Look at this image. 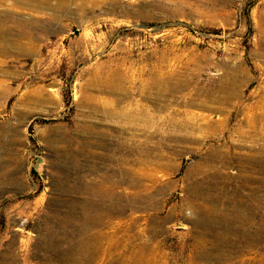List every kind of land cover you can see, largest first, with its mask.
<instances>
[{"label":"rangeland","instance_id":"1","mask_svg":"<svg viewBox=\"0 0 264 264\" xmlns=\"http://www.w3.org/2000/svg\"><path fill=\"white\" fill-rule=\"evenodd\" d=\"M0 4L19 10L13 0ZM99 4L81 22L65 14L47 21L49 12H40L31 51L10 44L0 51V264H137L130 254L138 243L154 248L142 251L150 264H264V162L260 175L252 161L201 160L209 144L230 149L229 157L264 158V0ZM152 76L168 78L164 97L141 92ZM108 78L126 94L120 101L94 84ZM87 95L155 117L209 122L213 135L205 131L202 146L167 137L157 144L160 136L123 130L91 111L81 103ZM132 131L144 146L110 149L113 136ZM117 178L123 184L107 197L98 180ZM81 215L96 223L82 227ZM122 228L129 229L125 254ZM108 236L110 252H82V243L106 248Z\"/></svg>","mask_w":264,"mask_h":264},{"label":"bare ground","instance_id":"2","mask_svg":"<svg viewBox=\"0 0 264 264\" xmlns=\"http://www.w3.org/2000/svg\"><path fill=\"white\" fill-rule=\"evenodd\" d=\"M99 2H101V0H13V5L16 6L17 8H19V10H17L16 12H13V8L12 7H5L2 8L1 4H0V51H8L7 46L8 44L11 45L12 48L17 49L19 51H31V49L33 48L32 45V40H33V36H34V27L35 24L37 22V20L34 18L37 15H40V12H46L48 11L49 13H47L44 18H46L47 21H55L59 18H61L62 15H67L69 17L72 18V20L74 22H81L82 20L90 17H94V12L96 7H98L100 4ZM21 13V14H19ZM27 13L29 15H31V17H27L24 14ZM41 49V48H40ZM46 59V58H45ZM46 63V62H45ZM44 72V71H43ZM48 73V72H47ZM115 75V74H114ZM117 75V73H116ZM118 80H119V76L117 75ZM111 78L105 79V80H101L98 82H95L94 84H102L104 89L106 88L107 90L111 91L113 94H115L116 100L120 101L122 98H124L126 96V94L123 92V89L121 88L120 83H117L114 87L111 84L110 80ZM167 83H168V78L167 77H160V76H152L150 83L147 85L146 88H143V90L141 91L142 93H146L148 95H153L155 97H164L165 94H167L168 92V87H167ZM176 89V88H175ZM174 90V88H172V91ZM209 90V89H208ZM202 90L204 91L207 95L210 94V90ZM208 91V92H207ZM228 95V94H227ZM27 99V98H26ZM26 101V100H25ZM23 102V101H22ZM81 103L88 107L91 111H95L97 113H100L104 120H106L107 122H111L114 123L116 125H119L122 127L123 130H133V129H140L141 134L147 138H152L153 136H160V139L157 141V144H161L163 141V138L165 139L167 138H174V139H179L183 140V141H188V142H195L197 144H199L200 146H202V141L205 137L202 136V134L206 131V134H209V136L213 135L212 131H207L209 129V122H206V126L205 123L203 125H194V123H192L189 120H185L184 122L182 120H176L175 118H168V117H155L150 115L147 111H144L141 108H135L133 110H124L123 107H121L120 105L116 104L114 105L113 102H106L103 100H99L93 96H85L83 98V100L81 101ZM163 126H166V128H164ZM90 127V126H89ZM91 128V127H90ZM93 129V128H91ZM90 131L89 128H87L86 133H88ZM99 131V130H98ZM100 136L102 137V139H104L103 137L107 135V133L105 131L100 132ZM129 133V137L123 138L120 136H113L114 139H111L114 142V146L116 148H114V146L112 148H110L111 150H116L118 147H127L130 151H134L136 148L140 149L141 145L143 144V146L146 144L145 142H139L136 140V136L138 135V133L132 131V132H128ZM199 133V134H198ZM94 134V133H93ZM92 134V135H93ZM86 135V134H84ZM89 135V134H87ZM96 135V134H95ZM86 137V136H85ZM90 137V136H89ZM99 140V139H97ZM148 140V139H147ZM74 143V142H73ZM83 144V143H82ZM87 145V143H85ZM89 146H93V142H89L88 143ZM96 146V145H94ZM93 146V147H94ZM74 147V146H73ZM156 147V146H155ZM77 148V147H76ZM79 148V147H78ZM157 148V147H156ZM67 150V149H66ZM73 150V149H72ZM79 150V149H78ZM84 150V149H83ZM82 150V151H83ZM229 150L230 149H224V146L220 145V144H209L208 146V152L206 154H204L201 157L202 162L205 161V159H209V160H214L216 158H219L221 160V162L223 164H227L226 161H228V159L232 158H237L239 159L241 162H247L249 163L250 161H252L251 163L258 164V169L257 172L261 175V171L262 170V165L264 162V158L261 156V154L259 153L258 156H254L253 159H251L248 156H245L243 154H238V153H234L232 154L233 156H228L229 155ZM64 151V150H63ZM81 151V152H82ZM84 152V151H83ZM146 154H150L152 153V150H146L145 151ZM80 153V152H79ZM77 154V153H76ZM87 155L90 154L92 157H96V158H104L106 160H108V162L110 161L111 163H115L116 161H118L117 158H115L113 156L112 153L109 154H105L103 152H99V151H91L90 153H86ZM197 156V155H196ZM73 157V156H72ZM81 157V156H80ZM88 157V156H87ZM127 157H121L119 160V163L121 164V168H123V163L126 162ZM93 160V159H91ZM96 160V159H95ZM203 164V163H202ZM202 164H198V166H201ZM111 165V164H110ZM80 166V165H79ZM115 168V167H114ZM118 168V167H117ZM110 170V168H109ZM148 170V169H147ZM218 170V169H217ZM115 171V169H114ZM118 172H122V170H118ZM154 171V170H153ZM113 172V171H112ZM212 172V170H211ZM214 172V171H213ZM217 172V171H216ZM210 173V172H208ZM215 173V172H214ZM148 174H151L148 173ZM242 174V173H241ZM117 175V174H116ZM204 175V173H203ZM213 175V174H210ZM121 176V175H120ZM147 176V175H146ZM151 176H155V173L151 174ZM206 176V175H205ZM204 176V177H205ZM246 176V175H244ZM99 177V176H98ZM97 177V179H98ZM105 177V176H104ZM112 177V176H111ZM159 177V176H158ZM237 177H240V175H237ZM236 177V178H237ZM83 178V176H82ZM85 178V177H84ZM92 178V177H91ZM94 178V177H93ZM151 178V177H150ZM106 179V178H105ZM113 179V178H111ZM110 179V180H111ZM115 179V178H114ZM121 179V178H120ZM253 179V178H252ZM80 180V178H79ZM96 180V178H95ZM154 179V183H155ZM89 184L91 183L90 180ZM97 181V180H96ZM108 181V180H107ZM136 181V180H135ZM138 181V180H137ZM159 181V178H158ZM263 178L261 176L258 177V182L262 183ZM86 182V181H85ZM110 182V181H109ZM250 182V181H249ZM93 183V182H92ZM112 183V181H111ZM127 183V182H126ZM141 183V182H140ZM85 184V183H84ZM108 183H106L103 179L98 180V185L99 186H103L106 188H109L108 190H106L105 195L107 197H110L113 195V191L112 189L116 188V187H120L123 184L122 180H119L117 178V180L115 182H113L111 185H107ZM143 184V183H142ZM95 185V184H94ZM93 185V186H94ZM145 185V184H143ZM83 186V185H82ZM88 186V184H87ZM92 186V187H93ZM127 186V185H125ZM146 187H148V184L145 185ZM140 186L136 185V188H138L136 194L137 195L139 192H141V189L139 188ZM154 187V186H153ZM86 188V186H85ZM84 188V189H85ZM89 189V187H87ZM95 188V187H94ZM98 188V187H97ZM126 188V187H125ZM81 189V188H80ZM260 189V188H259ZM102 190V189H100ZM131 190V188H130ZM94 191V190H93ZM96 191V190H95ZM99 191V190H98ZM90 192V191H89ZM101 192V191H100ZM135 192V191H134ZM97 193V192H96ZM126 193V192H125ZM128 193V192H127ZM143 193V192H142ZM256 193V192H255ZM86 194V193H85ZM92 194V193H91ZM100 194V193H99ZM104 194V193H103ZM131 194V193H130ZM141 194V193H140ZM149 194V193H148ZM254 194V193H253ZM94 195V194H93ZM102 195V194H100ZM123 195V194H122ZM126 195V194H125ZM150 195V194H149ZM257 195V194H256ZM98 196V193H97ZM140 196V195H139ZM258 196V195H257ZM86 197V196H85ZM88 197V196H87ZM92 197V196H91ZM124 197V196H123ZM148 197V196H147ZM253 197V196H252ZM90 198V197H89ZM88 198V199H89ZM99 198V197H97ZM132 198V195H131ZM137 198V197H136ZM86 199V200H88ZM101 199V198H100ZM105 199V198H104ZM134 199V197H133ZM250 199V198H249ZM255 198H252L251 202L253 204V200ZM90 200V199H89ZM135 200V199H134ZM161 200V199H160ZM96 201V200H95ZM94 201V202H95ZM98 201V200H97ZM114 201V200H113ZM116 201V200H115ZM87 202V201H86ZM93 202V201H92ZM100 202V201H99ZM117 202V201H116ZM127 202V201H126ZM157 202V201H156ZM250 202V201H249ZM109 203V202H108ZM124 203V202H123ZM111 204V203H110ZM112 206H114V204L112 202ZM127 204V203H126ZM87 205V203H86ZM92 205V204H91ZM119 205L121 206V204L119 203ZM123 205V204H122ZM153 205V203H152ZM163 205V204H162ZM103 206V205H102ZM106 206V205H105ZM111 206V207H112ZM127 206V205H126ZM161 206V205H158ZM88 207V205H87ZM91 207V206H90ZM97 207V206H96ZM119 207V206H118ZM123 207V206H122ZM176 207V206H175ZM107 208V207H106ZM134 208V207H133ZM85 209V208H84ZM90 209V208H89ZM92 209V208H91ZM98 208H96L95 210H97ZM111 209V208H109ZM155 209H157L155 207ZM158 210V209H157ZM162 210V209H161ZM170 210V209H169ZM89 211V210H88ZM114 211V210H113ZM116 211V210H115ZM124 211V210H123ZM159 211V210H158ZM92 212V211H91ZM95 212V211H94ZM122 212V211H121ZM74 213V212H73ZM83 213V212H82ZM102 213V212H101ZM119 213V212H118ZM172 213V212H171ZM97 214V213H96ZM117 214V213H116ZM123 214V213H122ZM153 214V213H152ZM158 214V212H157ZM151 215V214H150ZM154 215V214H153ZM172 215V214H171ZM171 215L169 217H171ZM118 216V215H117ZM122 216V215H121ZM133 216V215H132ZM138 216V215H137ZM160 216V215H158ZM80 217V216H79ZM83 218V226H85L86 228H88L87 226H91L94 225L96 223V221L94 219H90L87 218V216H82ZM89 217V216H88ZM95 217V216H94ZM110 217V216H109ZM131 217V216H130ZM139 217V216H138ZM145 217V216H144ZM148 217H150L148 215ZM103 218V217H102ZM137 218V217H136ZM111 219V218H110ZM140 219V218H138ZM137 219V220H138ZM143 219V218H142ZM151 219V218H150ZM125 220V219H124ZM118 221V220H117ZM130 221V220H129ZM139 221V220H138ZM111 223V221H109ZM141 222V221H140ZM151 222V221H150ZM166 222V220H165ZM74 223V222H73ZM133 223V221L131 222ZM156 223V222H155ZM59 224V223H58ZM114 224V223H113ZM121 224H122V219H121ZM135 224V223H134ZM133 224V226H134ZM153 224V223H152ZM68 226V224H66ZM120 225V223H119ZM66 226V228H67ZM72 226V225H71ZM114 226V225H113ZM118 226V225H117ZM127 226V223H126ZM130 226V225H129ZM127 226V227H129ZM132 226V225H131ZM130 226V227H131ZM147 226V225H146ZM152 226V225H151ZM150 226V227H151ZM154 226V225H153ZM70 227V226H69ZM81 227V228H82ZM141 227V226H140ZM149 227V226H148ZM149 227V228H150ZM80 228V227H79ZM80 228V229H81ZM90 228V227H89ZM109 228V227H108ZM107 228V229H108ZM116 228V227H115ZM154 228V227H152ZM85 229V228H83ZM110 229V228H109ZM131 229V228H130ZM133 229V228H132ZM131 229V230H132ZM158 229V228H157ZM82 230V229H81ZM86 230V229H85ZM88 230V229H87ZM91 230V229H90ZM106 230V229H105ZM118 232H120L119 230H117ZM127 231H129V229L127 230V228H122L121 230V242H120V246H122V251L124 252L123 254H125V251L127 250ZM138 231V230H136ZM141 231V230H140ZM86 232V231H84ZM100 232V231H98ZM105 232V231H104ZM142 232V231H141ZM151 232V230H150ZM162 233H164L163 231H161ZM160 232V233H161ZM81 233V232H80ZM92 233V232H90ZM97 233V232H96ZM112 233V231H111ZM115 233V232H113ZM147 233V231H146ZM86 234V233H85ZM118 234V233H117ZM140 234V233H139ZM165 234V233H164ZM93 235V234H92ZM114 235V234H112ZM116 235V234H115ZM143 235V234H142ZM175 235V234H174ZM104 236V235H103ZM148 236V235H147ZM161 236V235H160ZM92 237V236H90ZM89 237V238H90ZM99 237V236H97ZM115 237V236H114ZM84 238V237H83ZM88 238V237H87ZM88 238V239H89ZM94 239H97L96 236H93ZM92 238V239H93ZM110 244H108V246L106 248L102 247L101 245H103L102 242H98V241H94V243H90L88 245H86L87 243H82V252L85 250L86 252L90 253L91 255L95 254L93 257L95 258V256H97V253H100L101 251L104 253L106 252H110L109 249L111 248L112 244H111V240H112V236H108ZM120 238V237H119ZM166 238V237H165ZM85 240V239H84ZM116 240V239H115ZM114 240V241H115ZM118 240V239H117ZM132 240V239H131ZM137 240V238H136ZM155 240V239H154ZM160 240V239H159ZM164 240V239H163ZM158 241V240H157ZM81 242V241H80ZM87 242V240H86ZM118 242V241H116ZM114 242V243H116ZM140 242V241H139ZM163 242V241H162ZM102 243V244H101ZM148 243H150V241H148ZM151 244V243H150ZM156 244V242H155ZM149 245V244H148ZM145 245L142 243H138L136 244L134 251L131 252V256L132 259L137 263V264H150L149 262V255H148V259L145 258V255H142V251L145 250V252L147 251L152 252L153 251V247H150L151 245ZM106 246V245H105ZM161 246V245H160ZM155 247V246H154ZM160 250V249H159ZM121 251V250H120ZM162 251V249H161ZM165 251V250H164ZM101 252V253H102ZM115 252V251H114ZM144 252V253H145ZM154 252V251H153ZM156 252V251H155ZM118 253V252H117ZM122 253V252H120ZM162 253V252H161ZM87 254V253H86ZM147 254V253H146ZM155 254V253H154ZM157 254V252H156ZM166 254V253H164ZM82 255V254H81ZM99 255V254H98ZM107 255V254H106ZM117 255V254H116ZM128 255V254H127ZM141 255V256H140ZM102 256V255H101ZM129 256V255H128ZM156 256V255H155ZM129 257V258H130ZM153 257V256H152ZM165 257V256H164ZM106 258L105 256H103V259ZM108 258V257H107ZM119 258V257H118ZM109 259V258H108ZM111 259V258H110ZM117 259V257H116ZM154 259V258H153ZM157 259V258H156ZM159 259V257H158ZM157 259V260H158ZM115 260V259H113ZM120 260V259H119ZM118 260V262H119ZM122 260V259H121ZM120 260V261H121ZM128 260V259H127ZM132 260V261H133ZM110 261V260H108ZM112 261V259H111ZM117 261V260H115ZM130 261V260H129ZM151 261V260H150ZM156 261V260H155ZM107 262V260H106ZM127 262V261H125ZM153 262V261H151ZM123 263V262H122ZM119 264V263H118ZM121 264V263H120ZM124 264V263H123ZM135 264V263H134Z\"/></svg>","mask_w":264,"mask_h":264}]
</instances>
